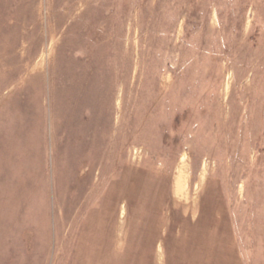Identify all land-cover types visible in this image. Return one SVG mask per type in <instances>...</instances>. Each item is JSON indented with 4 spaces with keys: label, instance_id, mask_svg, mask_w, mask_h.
Returning <instances> with one entry per match:
<instances>
[{
    "label": "rangeland",
    "instance_id": "1",
    "mask_svg": "<svg viewBox=\"0 0 264 264\" xmlns=\"http://www.w3.org/2000/svg\"><path fill=\"white\" fill-rule=\"evenodd\" d=\"M98 246L264 264V0H0V264Z\"/></svg>",
    "mask_w": 264,
    "mask_h": 264
},
{
    "label": "crops",
    "instance_id": "2",
    "mask_svg": "<svg viewBox=\"0 0 264 264\" xmlns=\"http://www.w3.org/2000/svg\"><path fill=\"white\" fill-rule=\"evenodd\" d=\"M116 252H112L111 248H107V250L105 251H101L100 247L98 246L97 251L93 252L92 255L88 252H86L85 256L79 260L80 264L82 262H84V264L86 263V259L90 258L94 260V264H115L112 262V260L114 261V259L116 258ZM73 260V259H72ZM73 264V262H72Z\"/></svg>",
    "mask_w": 264,
    "mask_h": 264
}]
</instances>
